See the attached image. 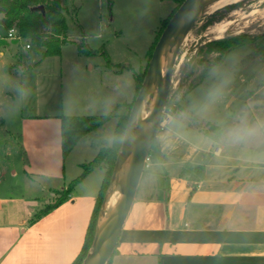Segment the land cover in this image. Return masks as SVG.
Instances as JSON below:
<instances>
[{
	"label": "rangeland",
	"instance_id": "obj_1",
	"mask_svg": "<svg viewBox=\"0 0 264 264\" xmlns=\"http://www.w3.org/2000/svg\"><path fill=\"white\" fill-rule=\"evenodd\" d=\"M69 1L67 41L59 55L44 56L43 47L30 40L7 37L9 29L0 14V109L6 117L5 124L0 123V193L37 198L44 207L56 201L58 191L97 153L85 141L63 155L60 115L125 111L123 104L136 93L131 68L142 73L147 69L148 50L162 19L172 17L178 7L175 0ZM263 8L264 0H240L196 20L180 45L161 116L184 111L190 123L203 130L213 131L210 123L222 126L223 156L233 160L264 159V57L249 58L258 43L264 44ZM237 34L255 37V42L215 63V41ZM83 42L95 52H81ZM9 64L14 68L10 76ZM117 120L112 117L103 128L109 140ZM187 139L192 145L203 144L192 136ZM197 157L192 154L191 160ZM152 162L149 158L148 164ZM104 175L105 168H94L73 187L74 197L84 202L97 198Z\"/></svg>",
	"mask_w": 264,
	"mask_h": 264
},
{
	"label": "crops",
	"instance_id": "obj_2",
	"mask_svg": "<svg viewBox=\"0 0 264 264\" xmlns=\"http://www.w3.org/2000/svg\"><path fill=\"white\" fill-rule=\"evenodd\" d=\"M7 68L14 74L13 64ZM5 122L0 109V123ZM169 123L155 133L153 162L109 264H264V159L224 157L221 136L214 141L184 111L164 126ZM191 136L203 144H190ZM192 154L198 157L191 160ZM202 164L192 191L189 180ZM95 203V197L84 202L72 191L33 220L44 202L1 192L0 264H73Z\"/></svg>",
	"mask_w": 264,
	"mask_h": 264
},
{
	"label": "trees",
	"instance_id": "obj_3",
	"mask_svg": "<svg viewBox=\"0 0 264 264\" xmlns=\"http://www.w3.org/2000/svg\"><path fill=\"white\" fill-rule=\"evenodd\" d=\"M175 1L178 3L179 7L184 0ZM40 5L44 6V11L35 9L36 6ZM70 6L71 4L69 0H0V13L3 14V22L7 29L16 26L18 30V37L30 40L32 43L43 47L44 56L59 55L63 43L67 41L66 33L68 31V25L65 12L70 11ZM229 6L234 7V5ZM177 9H175L174 12ZM72 10L75 12L76 9L72 8ZM170 18L171 17L162 19L161 28L148 50L149 59ZM210 21L207 25L212 23ZM250 42H255V37L248 34H237L215 41V45L219 53L215 63L221 62L229 51ZM80 51L88 54L95 52L94 50L87 48L84 42L80 45ZM257 56L264 57V44L258 43L249 58L254 59ZM131 70L136 82V93L134 95L135 99L139 88L142 85L147 69L143 73L137 72L133 68H131ZM134 99L131 102H125L123 104L125 111L121 113L110 111L107 113L89 115H60L63 155L66 156L77 143L83 141H88L91 146L97 150V154L91 161L82 163L83 171L81 174L78 175L68 187L59 190V196L56 201L54 203L47 204L44 208L38 211L33 220L47 214L53 208L66 200L72 192L73 187L82 181L89 173H91L94 168L99 166L105 168V175L96 198L94 210L90 217L84 242L73 264H81L92 246L98 216L105 194L110 186L116 158L122 145ZM182 109L183 108L180 110ZM114 116H117L118 120L113 138L112 140H109L104 136L103 128L105 124ZM210 128H212L213 131L206 129L205 133L214 141L218 140L224 131L223 127L215 123H210ZM203 168L204 164L199 166L197 174L189 180L192 191H194L198 186V181ZM109 262L110 260L107 264H109Z\"/></svg>",
	"mask_w": 264,
	"mask_h": 264
},
{
	"label": "water",
	"instance_id": "obj_4",
	"mask_svg": "<svg viewBox=\"0 0 264 264\" xmlns=\"http://www.w3.org/2000/svg\"><path fill=\"white\" fill-rule=\"evenodd\" d=\"M218 0H184L170 18L162 31L153 53L149 59L147 72L142 86L133 102L122 145L116 158L110 186L105 194L97 220L96 231L92 246L81 264H107L114 254L121 231L135 201L142 175L146 168L153 138L158 129L162 113L170 92L172 69L179 48L187 33L196 20L206 11V8ZM35 9L44 11V6ZM203 10L197 16H188L191 11ZM184 26L181 30V27ZM169 56L165 78L160 81V56ZM161 97L155 108L154 116L149 124L143 120V108L152 96ZM137 152V158L124 176L115 204L108 206L113 192V184L118 178L121 166L129 153V146ZM107 218L110 231L103 233L102 218Z\"/></svg>",
	"mask_w": 264,
	"mask_h": 264
},
{
	"label": "bare ground",
	"instance_id": "obj_5",
	"mask_svg": "<svg viewBox=\"0 0 264 264\" xmlns=\"http://www.w3.org/2000/svg\"><path fill=\"white\" fill-rule=\"evenodd\" d=\"M240 0H218L215 3L210 4L206 10L204 11H209V10H215L217 8H220L222 6L228 5V4H233L236 2H239ZM263 7V6H262ZM203 13V10H194L191 11L188 16H197L199 14ZM262 16L264 17V8L262 9ZM232 22V21H231ZM184 26V23L181 27V30ZM224 30V28H220L218 29V31H222ZM211 32V31H210ZM169 61V56H167L166 54H161L160 56V81H163L165 78V73L167 70V63ZM161 101V97H157V96H152L151 98L148 99L147 104L144 105L143 108V120L145 123L149 124L154 116L155 113V108L157 106V104ZM137 158V152L132 150V146H129V153L127 158L124 160L120 172L118 174V178L116 180V182L113 184V192H111L109 201H108V206L109 205H114L115 201H116V197L118 195L119 192V188L121 186V182L124 178V176L127 174V172L129 171V169L131 168L132 164L135 162ZM102 225H103V233L107 234L110 231V227H109V223L107 221V218L104 216L102 218Z\"/></svg>",
	"mask_w": 264,
	"mask_h": 264
},
{
	"label": "built area",
	"instance_id": "obj_6",
	"mask_svg": "<svg viewBox=\"0 0 264 264\" xmlns=\"http://www.w3.org/2000/svg\"><path fill=\"white\" fill-rule=\"evenodd\" d=\"M7 37H9V38H16V37H18V30H17V27H16V26H13V27H11V28L9 29L8 34H7ZM25 47H26L27 49H29V48L32 47V45H31V43H27V44L25 45ZM170 116H171L170 114H167L166 117L164 116V117L161 119V121H160V126H161V127H163L164 124H166V123L168 122ZM149 158H150V157L148 156L147 159H146V167H148V165H149V164H148Z\"/></svg>",
	"mask_w": 264,
	"mask_h": 264
}]
</instances>
